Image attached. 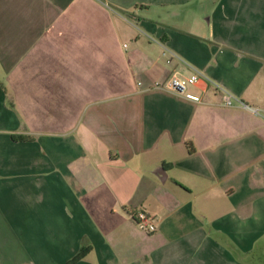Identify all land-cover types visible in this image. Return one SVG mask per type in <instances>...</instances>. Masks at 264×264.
Masks as SVG:
<instances>
[{"label":"crops","instance_id":"1","mask_svg":"<svg viewBox=\"0 0 264 264\" xmlns=\"http://www.w3.org/2000/svg\"><path fill=\"white\" fill-rule=\"evenodd\" d=\"M0 264H264V0H0Z\"/></svg>","mask_w":264,"mask_h":264},{"label":"built area","instance_id":"2","mask_svg":"<svg viewBox=\"0 0 264 264\" xmlns=\"http://www.w3.org/2000/svg\"><path fill=\"white\" fill-rule=\"evenodd\" d=\"M207 79L213 85L219 92L221 93L223 104L227 107L231 106H238L241 108H245L248 110H251L253 112H257L255 108H253L251 105L246 103L244 100L238 98L233 93H231L229 90L225 89L221 85L215 83L214 81L208 79V77L200 71H194L190 75H183L178 72H174L171 74V76L165 80L164 82L157 83L156 86L161 89H165L170 92H174L177 94H184L187 98L193 99V100H199V97L197 95L191 94L188 92V87L190 85H194L199 79ZM135 221L137 225L140 228H147L149 229L151 226V223L153 222V219L144 211H138L135 215Z\"/></svg>","mask_w":264,"mask_h":264},{"label":"trees","instance_id":"3","mask_svg":"<svg viewBox=\"0 0 264 264\" xmlns=\"http://www.w3.org/2000/svg\"><path fill=\"white\" fill-rule=\"evenodd\" d=\"M13 137H14V136H13ZM14 138H15V137H14ZM18 139H25V137H24V136H18ZM83 251H84V250H81V251L79 252V254H77V255L73 258V260H76V259L80 258L81 255L84 253Z\"/></svg>","mask_w":264,"mask_h":264}]
</instances>
